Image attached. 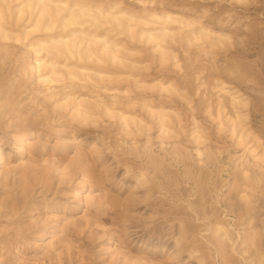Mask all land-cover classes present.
I'll return each mask as SVG.
<instances>
[{
    "label": "rangeland",
    "instance_id": "rangeland-1",
    "mask_svg": "<svg viewBox=\"0 0 264 264\" xmlns=\"http://www.w3.org/2000/svg\"><path fill=\"white\" fill-rule=\"evenodd\" d=\"M77 1L122 9L131 33L103 19L90 26L87 18L34 30L36 10L31 17L13 12L3 25L0 264L255 261L264 251V167L226 124L224 115L238 110L223 92L239 91L246 124L264 138V0ZM79 26L118 44L120 61L98 51L91 61L39 51L48 35ZM162 26L170 35L147 38ZM200 26L212 38L222 35L221 44L194 40L190 31ZM40 59L87 71L89 81L44 82ZM67 94L96 103L86 106L85 120L58 105ZM148 108L163 109L167 133ZM121 113L135 123L125 126ZM217 224L229 239L220 255L212 246Z\"/></svg>",
    "mask_w": 264,
    "mask_h": 264
},
{
    "label": "bare ground",
    "instance_id": "bare-ground-1",
    "mask_svg": "<svg viewBox=\"0 0 264 264\" xmlns=\"http://www.w3.org/2000/svg\"><path fill=\"white\" fill-rule=\"evenodd\" d=\"M12 1L13 0H0V38L2 39L8 36L6 29L3 26L4 23H6V18H9L13 12H15L14 15L18 18L24 13H27L29 17H31L34 12L33 10H36L34 13V20L32 22V28L34 30L39 27L45 30H52L56 22L59 23L61 28L71 25H81L82 23L79 22V20L87 18L86 22H90V26L98 23L99 19H103L105 23L110 26L121 27L128 33H131L132 31L131 26H123L121 22V20L125 18L126 13L122 9H116L115 7L108 6L105 9H102L101 6H99L93 9L87 4L81 3L77 0H22L19 8H13L10 4ZM62 13L63 15H61ZM129 19H132V17ZM164 21L168 22L170 21V18L166 17ZM188 25L189 23H185L183 24V27ZM170 33V29L162 26L159 32L155 34H147V38L162 40L163 37L170 35ZM190 33L194 40L210 39L215 41L217 44H221V41L223 40L222 35H217L213 38L210 37L209 28L203 26H200L199 29L193 28ZM141 35L142 34H139V36ZM37 45L39 46V51H45L47 54L50 53L56 57H74L77 60L83 61H91L94 59L98 60L94 53V51H98L100 55L107 57L111 62H115L118 60L117 53L120 50L118 44L109 40L105 35L96 34L94 31L90 30L85 32L80 26L79 28L69 31L67 34L48 35L46 40L38 42ZM82 45L85 48H82ZM156 46L160 47L157 43ZM40 60L41 61L37 60L38 66H43L48 69L47 74L43 77L44 82H54L60 77L78 79V76H82L84 79L89 78V74H87L88 72L86 70V73L80 70L77 71L75 68H71L66 64L59 65L56 61H52L51 59L47 61L44 59ZM98 75L101 74L98 73ZM222 85L223 84L221 83L219 86V92L224 90ZM157 86H159V88H164V90L171 87L162 86L161 84H158ZM223 93L228 94V97L230 98L229 103L233 105L236 110H238L232 115H224L226 124L229 125L231 133L236 135L238 143L245 144L246 150L252 157L253 161L264 167V138L260 137L246 124L247 116L239 110L241 108L245 109L247 105L246 101L240 96V94H238V90L231 91V89H226ZM217 103L219 109L223 110L224 104L222 97L218 96ZM58 105L69 106L71 115L79 120H85L87 118L88 111L86 106L90 105L93 107L96 103L84 96L74 97L67 94L63 97V101ZM148 110L150 114H155L159 120L161 133H167L168 130L164 127L165 115L163 113L164 111H162L163 109L154 110L153 108H148ZM104 111L107 113L110 112L108 108H104ZM128 116L122 113L119 116L125 126H127L129 122L135 123V119ZM192 138L197 145L201 144L204 140L198 130L193 132ZM20 143L21 145H27L30 142L21 139ZM196 151L199 155L201 154L200 149L197 148ZM227 231L228 230L222 224H217L213 230L214 239L213 244H211L215 249L216 254L219 253L220 255V253L225 250L227 253L229 251L225 242V240H229L227 238ZM249 244L256 247V242L253 239H251ZM230 248L232 252L235 250L234 247ZM261 252L263 253H260L256 260L251 261L250 264H264V251L262 250Z\"/></svg>",
    "mask_w": 264,
    "mask_h": 264
}]
</instances>
